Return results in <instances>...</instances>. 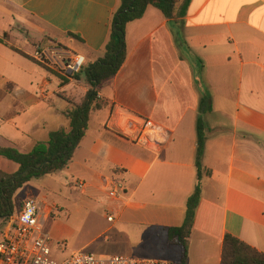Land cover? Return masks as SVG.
Masks as SVG:
<instances>
[{"label":"crops","instance_id":"crops-1","mask_svg":"<svg viewBox=\"0 0 264 264\" xmlns=\"http://www.w3.org/2000/svg\"><path fill=\"white\" fill-rule=\"evenodd\" d=\"M119 6L120 0H0V148L5 142L28 153L45 143L58 115L68 119L64 105L73 111L90 89L74 75L42 67L35 51L60 46L83 55L85 66L97 62ZM126 43V62L99 90L66 169L109 201L111 227L147 228L176 263L181 249L169 244L167 232L182 226L197 185L201 115L210 175L201 181L187 264H221L227 234L264 253V0H191L179 21L150 6L128 24ZM204 97L210 110L201 113ZM139 118L167 134L159 150L130 137L141 130L131 122ZM114 177L125 182L128 202L108 199L105 184Z\"/></svg>","mask_w":264,"mask_h":264},{"label":"trees","instance_id":"trees-1","mask_svg":"<svg viewBox=\"0 0 264 264\" xmlns=\"http://www.w3.org/2000/svg\"><path fill=\"white\" fill-rule=\"evenodd\" d=\"M191 0H120V6L113 15L111 34L102 56L97 62L86 65L76 80H84L89 86L84 101L73 111L66 113L70 121L68 131L50 135L49 141L37 144L30 152L21 153L13 147L0 148V156L18 165L15 173L0 170V223L9 220L15 214L18 205L17 192L34 179L54 174L67 168L74 158L75 151L85 136L91 118V112L98 102V92L102 85L115 77L126 62V29L129 23L141 19L152 6L174 21L186 16ZM41 65V64H40ZM45 68V66L41 65ZM46 69V68H45ZM48 70V69H47ZM49 71V70H48ZM65 83L66 78H61ZM210 99L204 97L200 112L210 110ZM206 124L198 118L197 124V185L187 201L186 215L182 226L168 229V242L179 246L181 255L175 264L188 263L189 238L194 227L196 211L201 200V181L210 171L203 166L206 143ZM116 173L115 175H118ZM221 264H264V253L249 246L237 237L227 234L222 248Z\"/></svg>","mask_w":264,"mask_h":264},{"label":"rangeland","instance_id":"rangeland-1","mask_svg":"<svg viewBox=\"0 0 264 264\" xmlns=\"http://www.w3.org/2000/svg\"><path fill=\"white\" fill-rule=\"evenodd\" d=\"M32 37L41 43L45 40L42 35L32 34ZM64 107L72 111L71 104H65ZM57 119L58 121L51 123L55 132L65 131L69 127V119L61 114ZM48 138L50 137H46L47 141ZM88 141L89 139L85 140V143ZM1 144L2 147L10 146L5 142ZM17 169V164L0 156V170L14 173ZM82 178L65 168L32 180L16 194L18 206L28 195L45 203L49 217L44 224V233L50 237L54 260L63 262L73 252L84 250L96 255L141 258H156L163 254L171 261V255L162 250V243L146 234L147 228H124L120 224L111 227L106 219L109 201L102 200L104 195L92 188L86 192L77 189L74 183ZM12 223L13 219L3 220L0 223V233L8 232ZM171 263L175 264L173 261Z\"/></svg>","mask_w":264,"mask_h":264},{"label":"built area","instance_id":"built-area-1","mask_svg":"<svg viewBox=\"0 0 264 264\" xmlns=\"http://www.w3.org/2000/svg\"><path fill=\"white\" fill-rule=\"evenodd\" d=\"M33 58L48 69L68 76L79 74L86 64L83 55L57 46L38 48ZM139 119L141 121H139ZM131 120L141 130L132 132L134 142L145 144L157 151L167 142V134L153 121L139 118ZM74 186L86 192L87 184L76 181ZM107 197L111 201L128 202L125 182L117 177L105 184ZM49 217L45 203L34 196L22 201L15 214L8 232L0 233V264H171L162 258H132L129 256H105L79 250L63 261L52 258L50 237L44 233V224ZM108 223L115 221L114 214L106 211Z\"/></svg>","mask_w":264,"mask_h":264}]
</instances>
